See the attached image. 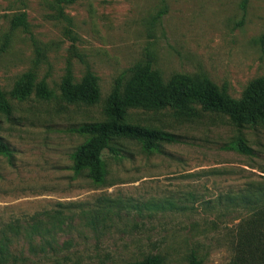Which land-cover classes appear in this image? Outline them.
Wrapping results in <instances>:
<instances>
[{"label": "rangeland", "instance_id": "obj_1", "mask_svg": "<svg viewBox=\"0 0 264 264\" xmlns=\"http://www.w3.org/2000/svg\"><path fill=\"white\" fill-rule=\"evenodd\" d=\"M263 40L264 0H0V90L12 107L1 116L10 154L0 155V232L18 227L6 232L11 254L26 264H125L148 255L189 264L195 252L201 264H230V242L248 217L236 193L264 176L263 126L237 129L198 108L191 116L130 109L125 123L176 142L145 151L116 141L120 157L103 151L100 183L73 169L88 138L75 129L104 121L116 77L147 57L165 83L175 74L208 79L237 99L264 77ZM87 76L99 102L66 103L62 81ZM239 138L249 153L234 147Z\"/></svg>", "mask_w": 264, "mask_h": 264}, {"label": "trees", "instance_id": "obj_2", "mask_svg": "<svg viewBox=\"0 0 264 264\" xmlns=\"http://www.w3.org/2000/svg\"><path fill=\"white\" fill-rule=\"evenodd\" d=\"M23 16L15 18L22 22ZM264 43V40H263ZM128 74V81L126 76ZM61 97L68 104L96 105L100 100V90L96 79L85 77L79 83L64 79L60 86ZM27 90H20L16 97L25 99ZM213 114H219L237 128L247 126L264 127V77L250 81L241 96L237 99L230 97L208 79H196L185 74H175L165 83L159 73L152 69L149 57L141 64L128 68L124 74L116 77L111 92L106 99L105 120L100 122L83 123L75 129L79 134L88 138L77 147L73 154V169L79 172L88 171V176L96 183L104 178V163L102 154L107 150L113 157H120V149L114 143L118 140H134L141 143L145 151L159 148L163 142H176L174 134L161 130L150 129L124 120L130 109L143 111H160L165 109L183 115L191 116L195 109ZM12 107L4 93L0 90V128L1 116H9ZM233 145V144H232ZM241 153L247 154L250 149L239 138L234 144ZM8 144L0 137V155H9ZM261 181L248 183L242 190L237 191L239 203L245 210L246 219L238 225V234L230 247L233 258L230 264H264V176ZM226 201L235 198L227 195ZM27 227L26 233L33 231ZM18 234L19 229L10 225L0 232V264H26V258L16 257L9 250L10 237L7 231ZM52 263L59 264L58 257H53ZM44 259L51 257L44 256ZM66 262L68 257L63 256ZM195 252L190 254L189 264H201ZM125 264H161L158 255H148L139 261Z\"/></svg>", "mask_w": 264, "mask_h": 264}]
</instances>
